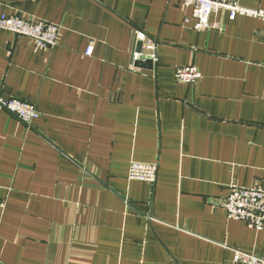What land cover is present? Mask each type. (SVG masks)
Returning a JSON list of instances; mask_svg holds the SVG:
<instances>
[{
	"label": "crops",
	"instance_id": "obj_1",
	"mask_svg": "<svg viewBox=\"0 0 264 264\" xmlns=\"http://www.w3.org/2000/svg\"><path fill=\"white\" fill-rule=\"evenodd\" d=\"M1 15L62 28L50 47L0 28V98L41 113L27 127L0 110L1 264L264 257V228L221 205L231 184L264 185L263 21L220 12L198 31L180 0H0ZM138 30L155 67L133 61ZM190 64L202 79L178 82ZM133 161L157 163L156 183L130 180Z\"/></svg>",
	"mask_w": 264,
	"mask_h": 264
},
{
	"label": "built area",
	"instance_id": "obj_2",
	"mask_svg": "<svg viewBox=\"0 0 264 264\" xmlns=\"http://www.w3.org/2000/svg\"><path fill=\"white\" fill-rule=\"evenodd\" d=\"M182 9L190 10L194 20V28L198 31L218 26L212 20V16L227 12L231 19L237 15H245L260 19L264 22V9L249 8L241 4V0H180ZM189 19L186 18V22ZM0 28L9 30L19 37H26L34 41L38 47H50L57 45L61 36V26L45 20H33L22 15H1ZM264 42V29L261 31ZM137 43H142V48L133 55V61L152 59L157 61L156 51L158 43L148 35L138 30L136 33ZM94 45H90L86 51L92 55ZM202 72L195 64L179 66L175 70L178 82L193 84L202 79ZM0 110L8 111L16 115L27 127H31L34 120L41 115L35 104L17 97L8 99L0 98ZM159 165L157 163H143L133 161L129 168L128 178L154 184L158 178ZM2 205V203H0ZM229 219L242 220L249 227L256 230L264 228V185L244 187L237 184L229 186V195L221 202ZM234 264H264V257L256 253L242 249H234ZM1 264V260H0Z\"/></svg>",
	"mask_w": 264,
	"mask_h": 264
},
{
	"label": "water",
	"instance_id": "obj_3",
	"mask_svg": "<svg viewBox=\"0 0 264 264\" xmlns=\"http://www.w3.org/2000/svg\"><path fill=\"white\" fill-rule=\"evenodd\" d=\"M139 45H140L141 48H142V43H141V42L139 43ZM141 48H140V50H141ZM135 63H136V64H142V65H143V64H144V65L151 64L153 67H155V65H156V63H154L152 59H147V60H145V61H143V60H138V61H136Z\"/></svg>",
	"mask_w": 264,
	"mask_h": 264
}]
</instances>
